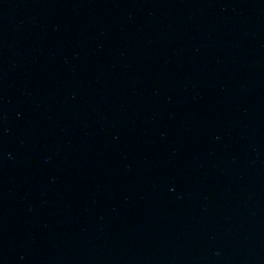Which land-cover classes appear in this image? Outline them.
<instances>
[{"label":"water","instance_id":"1","mask_svg":"<svg viewBox=\"0 0 264 264\" xmlns=\"http://www.w3.org/2000/svg\"><path fill=\"white\" fill-rule=\"evenodd\" d=\"M0 264H264V0H0Z\"/></svg>","mask_w":264,"mask_h":264}]
</instances>
